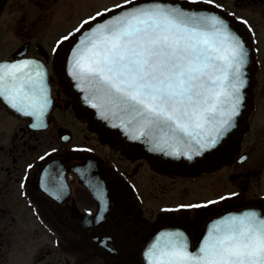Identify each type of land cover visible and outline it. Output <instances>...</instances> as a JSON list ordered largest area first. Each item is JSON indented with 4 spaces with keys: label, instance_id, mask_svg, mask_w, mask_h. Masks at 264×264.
<instances>
[{
    "label": "flooded vegetation",
    "instance_id": "obj_1",
    "mask_svg": "<svg viewBox=\"0 0 264 264\" xmlns=\"http://www.w3.org/2000/svg\"><path fill=\"white\" fill-rule=\"evenodd\" d=\"M81 1L1 6L0 62L40 63L50 102L43 126L33 127L34 116L0 97V264H150L147 252L165 233L178 230L195 249L221 212L264 209V0H165L218 12L249 47L246 107L222 143L192 160L159 156L101 122L85 102L69 67L90 25L76 29L99 12L104 20L125 0H88L70 18ZM157 176L190 187L159 198ZM193 183L209 188L194 201Z\"/></svg>",
    "mask_w": 264,
    "mask_h": 264
},
{
    "label": "snow or ice",
    "instance_id": "obj_2",
    "mask_svg": "<svg viewBox=\"0 0 264 264\" xmlns=\"http://www.w3.org/2000/svg\"><path fill=\"white\" fill-rule=\"evenodd\" d=\"M129 4L134 0L117 5L123 11L106 21H98L106 15L99 12L76 29L98 21L73 51L71 75L103 119L120 121L113 127L133 140L157 141L154 150L167 145L174 150L166 154L191 159L181 145L197 155L214 147L238 114L245 49L215 15ZM45 78L43 66L33 60L0 64V97L34 116L33 127L43 126L49 106ZM97 199L103 201L102 192ZM147 258L150 264H264V218L250 211L220 220L196 254L188 251L183 233H165Z\"/></svg>",
    "mask_w": 264,
    "mask_h": 264
},
{
    "label": "water",
    "instance_id": "obj_3",
    "mask_svg": "<svg viewBox=\"0 0 264 264\" xmlns=\"http://www.w3.org/2000/svg\"><path fill=\"white\" fill-rule=\"evenodd\" d=\"M4 0H0V10H1V6L3 4ZM155 7V6H162V7H171V8H177L179 9L180 11L182 12H185L189 15H199V16H209V15H215L218 19H221L223 20L229 31L234 34L235 36H237L240 41L242 42L243 44V47L245 49V52H246V58H245V63L244 65L241 67V73H242V76H241V79L244 81V85L243 87L241 88L240 90V97H241V100H240V104H239V109H238V114L241 113V111L246 107V102H245V97H246V92H245V87L247 85V82H248V70H247V65L249 63V47L246 45V42L244 41L243 39V36H241L240 34H238L234 29L233 27L230 25V22L228 20H226L222 15H220L219 13L213 11V10H208V9H204V8H198L194 5H187V4H182V3H179V2H171V1H163V0H144V1H140V2H135L134 4H131V5H128L126 6L127 8H133V7ZM123 9H120L116 12H112L107 18H105L104 20L100 21V22H103V21H106L107 19L113 17L114 15L116 14H119L120 12H122ZM97 22L92 24L91 26L85 28L83 30L82 33H80L78 35V41L75 43L74 45V48H73V51L75 50L76 46L78 45L79 41L81 39H83L84 35L87 34V31L90 30V27L92 26H96ZM23 60H14V61H2L0 62V64H5V63H18V62H21ZM71 67H72V56H71V59H70V72H69V75L71 76V78L75 81L76 83V86L80 89V86H79V82L76 81L72 75H71ZM81 90V89H80ZM88 96V93L83 91V98L85 99V97ZM48 100L50 102V98L48 97ZM85 102L87 104L90 105L89 101L87 99H85ZM91 106V105H90ZM96 111H97V116L99 118V120L111 127L113 123H116V124H119L120 121L117 119V120H111V119H103L101 116H100V111L99 109L97 108H94ZM237 115L234 116L233 118V121H232V126L237 118ZM232 126L230 127V129L223 135V137L221 139L218 140V142L216 143V145H218L219 143H222L223 142V138L227 136L228 132L232 129ZM115 128H118L120 129L123 134L127 135L128 138H130V135L125 133V131L123 130V128L121 127H115ZM131 139V138H130ZM133 140V139H132ZM136 141H139L141 143H143L145 145V147L150 150V151H153V152H156L158 153L159 156H162L164 158H167V157H170V158H173V159H185V160H192L194 159L196 156H201L202 154H204L207 150H211L213 147H210V148H206L204 150H202L200 152V154H196V151H193V150H189L187 149L186 147H184L183 145L180 146V150L181 152H185L187 151L189 153V155H191V159L188 158L187 155H180V156H174V155H168L166 153L168 152H171L173 151L174 149L173 148H170L168 147L167 145L164 146V150L161 151V150H154L153 149V145L157 142V141H151L149 142L148 138L147 137H142L141 139L139 140H136ZM215 145V146H216ZM214 146V147H215ZM193 148L194 149H197V146L193 145ZM198 150V149H197ZM250 211H254L256 212L261 218H264V210L261 209V208H257V207H247V208H241V209H229L221 214H219L218 216H216L215 218H213L207 225V228H206V231L204 233V237L202 238L201 240V243L195 248V249H191L190 246H189V243H188V240L186 238V241H187V244H188V251L193 253V254H196L199 247L201 246L202 244V241L206 238V235L208 233V231L211 229L212 225L219 222L220 220L226 218V217H229V216H232V215H241V214H244L246 212H250ZM172 233L174 232H178V230H175V231H171Z\"/></svg>",
    "mask_w": 264,
    "mask_h": 264
},
{
    "label": "rangeland",
    "instance_id": "obj_4",
    "mask_svg": "<svg viewBox=\"0 0 264 264\" xmlns=\"http://www.w3.org/2000/svg\"><path fill=\"white\" fill-rule=\"evenodd\" d=\"M103 1L104 0H100V2H103ZM88 4H89L88 0H83L81 2L76 3L74 5L73 9L71 10V12L69 13L70 18L71 17H79V15L84 11V8H86L88 6ZM6 17H7V15H4V18H2V22H0V26L2 24L5 25L6 22H4V21H6L5 20ZM6 34H7L6 31L2 32L3 38ZM6 36L8 37V34ZM156 181H157V185H158L157 193H158L159 198L164 194L172 195V189H174L175 191H177L179 193L185 189V186H187L189 184V182L187 183L184 180L179 179V180L174 181L173 179H168V178H164L161 176H157ZM262 185H263V190H264V182ZM188 186L190 187V185H188ZM208 191H209V188L205 184H202V183L194 184L193 183L191 194L188 196H191L189 199L193 198L191 200L194 201V199L196 200L200 196H205V195H201V194H206ZM159 202H161V201H159ZM174 202H176V201H174Z\"/></svg>",
    "mask_w": 264,
    "mask_h": 264
}]
</instances>
